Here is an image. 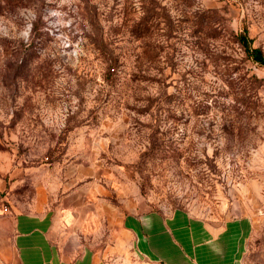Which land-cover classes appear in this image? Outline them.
Instances as JSON below:
<instances>
[{
    "label": "rangeland",
    "instance_id": "rangeland-1",
    "mask_svg": "<svg viewBox=\"0 0 264 264\" xmlns=\"http://www.w3.org/2000/svg\"><path fill=\"white\" fill-rule=\"evenodd\" d=\"M244 27L264 57V0H0V215L42 187L108 264H142L126 214L246 215L262 244L264 65Z\"/></svg>",
    "mask_w": 264,
    "mask_h": 264
},
{
    "label": "crops",
    "instance_id": "crops-1",
    "mask_svg": "<svg viewBox=\"0 0 264 264\" xmlns=\"http://www.w3.org/2000/svg\"><path fill=\"white\" fill-rule=\"evenodd\" d=\"M119 229L142 264H264V241L254 237L246 215L212 222L183 212L126 214ZM90 231L89 218L51 208L38 187L34 197L16 200L0 215V264H108L104 253L83 242Z\"/></svg>",
    "mask_w": 264,
    "mask_h": 264
},
{
    "label": "trees",
    "instance_id": "trees-1",
    "mask_svg": "<svg viewBox=\"0 0 264 264\" xmlns=\"http://www.w3.org/2000/svg\"><path fill=\"white\" fill-rule=\"evenodd\" d=\"M237 41L240 46L243 48L244 53L251 58L254 62L264 65V57L260 49L252 48L251 41L247 36V30L244 27L243 33L238 35Z\"/></svg>",
    "mask_w": 264,
    "mask_h": 264
}]
</instances>
